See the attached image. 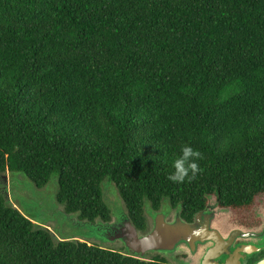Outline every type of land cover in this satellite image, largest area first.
Masks as SVG:
<instances>
[{
  "label": "trees",
  "instance_id": "obj_1",
  "mask_svg": "<svg viewBox=\"0 0 264 264\" xmlns=\"http://www.w3.org/2000/svg\"><path fill=\"white\" fill-rule=\"evenodd\" d=\"M184 145L201 171L174 183ZM0 172L39 189L56 175L80 221H112L109 179L143 233L147 202L192 223L212 196L259 227L264 0H0ZM0 264L170 262L56 244L0 195Z\"/></svg>",
  "mask_w": 264,
  "mask_h": 264
},
{
  "label": "rangeland",
  "instance_id": "obj_2",
  "mask_svg": "<svg viewBox=\"0 0 264 264\" xmlns=\"http://www.w3.org/2000/svg\"><path fill=\"white\" fill-rule=\"evenodd\" d=\"M104 197L111 210L113 219L111 223L100 220L95 223L80 221L77 215H67L64 208L57 203L58 177L53 176L51 182L44 188H37L22 173L0 172V195L8 205L19 209L29 217L37 226L50 230L56 244L61 241H80L99 245L103 248L121 251L124 255L132 254L125 244L116 239V225L128 218L124 201L122 200L115 184L107 179L104 184ZM210 209L206 213L211 215L213 227L227 236L236 229H245L256 234L245 241H252L264 246V197L259 200L256 215L261 220L259 227L248 228L240 225L237 216L229 209L218 207L217 197L209 199ZM148 218V231L153 228V223L159 213L165 214L168 222H176L179 218L180 208L174 209L169 200H165L160 211H155L149 202L145 206ZM203 248H199L197 255L189 250H178L174 253H149L143 260L151 261L156 257L168 260L170 264H200ZM187 257V258H186Z\"/></svg>",
  "mask_w": 264,
  "mask_h": 264
},
{
  "label": "water",
  "instance_id": "obj_3",
  "mask_svg": "<svg viewBox=\"0 0 264 264\" xmlns=\"http://www.w3.org/2000/svg\"><path fill=\"white\" fill-rule=\"evenodd\" d=\"M209 206L210 204L204 211L199 212L192 223L182 219L181 210L176 222H168L165 214L159 213L154 220L153 228L146 233L139 231L128 215L125 221L116 225V239L123 242L132 252L126 256L142 260L149 253L155 252L171 254L178 250H189L193 255H197L201 247L207 248L203 264H218L217 260L225 255L229 256L225 264H242L244 258L247 259L260 251L256 245L248 244L243 245V248L235 251L234 254L231 253L229 248L233 247L237 240H247L255 237L256 234L241 228L232 231L227 236L223 235L221 231L213 227V218L206 213L210 209ZM255 264H264V257Z\"/></svg>",
  "mask_w": 264,
  "mask_h": 264
},
{
  "label": "clouds",
  "instance_id": "obj_4",
  "mask_svg": "<svg viewBox=\"0 0 264 264\" xmlns=\"http://www.w3.org/2000/svg\"><path fill=\"white\" fill-rule=\"evenodd\" d=\"M180 152V156L172 165L174 172L168 176V179L174 183H183L186 179L193 180L201 171L197 161L202 159V154L198 150L190 145H184Z\"/></svg>",
  "mask_w": 264,
  "mask_h": 264
},
{
  "label": "flooded vegetation",
  "instance_id": "obj_5",
  "mask_svg": "<svg viewBox=\"0 0 264 264\" xmlns=\"http://www.w3.org/2000/svg\"><path fill=\"white\" fill-rule=\"evenodd\" d=\"M248 244L256 245L258 248H260V251L255 253L252 256H249L247 259L244 258L245 260H243L242 264H255L258 260L261 259L262 255L264 254V246H261L258 243H255L252 241L237 240L235 242L234 246L229 248V251L234 254L235 251L242 249L243 245H248ZM206 253H207V248H204L203 255L200 259V264H203L204 257L206 255ZM228 258H229V256L225 255V256L221 257L219 260H217V262H218V264H225L227 262Z\"/></svg>",
  "mask_w": 264,
  "mask_h": 264
}]
</instances>
